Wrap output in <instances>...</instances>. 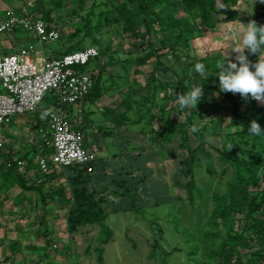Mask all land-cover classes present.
I'll return each mask as SVG.
<instances>
[{
  "label": "rangeland",
  "instance_id": "1",
  "mask_svg": "<svg viewBox=\"0 0 264 264\" xmlns=\"http://www.w3.org/2000/svg\"><path fill=\"white\" fill-rule=\"evenodd\" d=\"M26 1L32 2L39 13H50L61 39L42 45L29 40V34L23 31L0 33V55L33 45L41 56L50 59L80 42L86 48L100 50L97 71L108 58L117 61L102 74V111L98 103L90 106L98 117L108 118L98 132L109 151L107 156L98 157L99 175L106 183L125 180L138 195V209L131 211L124 199L113 202L115 196L108 195V191L115 188L122 193L114 183L104 191H95L105 199L107 224L113 234L104 246L105 264H215L214 251L225 234L220 238L212 235L216 232L210 220L212 196L225 193L233 176L234 168L227 157L252 160L264 154L243 146L237 132L244 130V125H232V105L220 94L217 97V91L201 97L196 109L185 110L180 120L179 110H175L179 109L176 94L180 89L183 93L208 84L209 76L202 77L195 71L194 64L200 60L208 59L217 78L216 64L226 53L235 62L232 47L241 39L240 23L260 18L264 4L240 0L236 7L238 19L226 22L225 13L230 8L219 2L212 29L201 24L198 13L188 14L180 5L176 18L189 20L198 30L188 44H177V35H159L154 39L162 48L158 53L130 33L120 10L124 4L137 13V4L130 0H0V18ZM177 2L180 4V0ZM139 20L137 16L136 22ZM137 30L144 32L140 25ZM158 60L168 71L156 67ZM248 104L257 110L256 121L264 129L262 106L250 97ZM246 106H242L241 113ZM39 117L17 118L0 128V142L4 144L0 150V264H96L100 227L89 225L73 236L67 232V220L74 207L71 180L75 173L52 167V172L39 178L45 181V192L53 194L44 208L39 194L21 189L15 172L7 168L11 158L36 156L34 147L42 124ZM193 127L197 130L192 131ZM184 130L201 158L194 164V202L186 187L188 153L180 148ZM262 139L264 142V135ZM232 145L240 149L232 152ZM263 190L264 178L251 194L260 196ZM247 212L243 202L241 213L234 216V233L242 234L238 247L244 257L260 248L252 234L255 217L260 213L250 217Z\"/></svg>",
  "mask_w": 264,
  "mask_h": 264
},
{
  "label": "trees",
  "instance_id": "2",
  "mask_svg": "<svg viewBox=\"0 0 264 264\" xmlns=\"http://www.w3.org/2000/svg\"><path fill=\"white\" fill-rule=\"evenodd\" d=\"M137 4V13L129 10L124 4L121 5V11L129 26V31L136 39H140L143 44H148L149 47L154 48L156 51H161L162 48L155 42L159 35L173 36L177 35L180 40L176 41L177 44L184 42L188 44L195 36L198 28L185 18H176L180 5L188 14L194 12L198 13V18L201 24L207 28L212 29L216 26L214 16L217 13L218 3H222L228 6L230 9L225 13L226 22H234L238 19V12L236 7L240 0H180V4L177 0H130ZM38 15L47 20L53 22L50 13L44 12L43 14L38 12ZM140 16V20L137 23L136 17ZM258 25H264V14L255 19ZM143 27L144 32H138L137 26ZM19 32V30L9 31L6 33ZM70 40L74 39V36L69 37ZM32 40V39H29ZM34 41V40H32ZM86 47L82 43H78L75 46L68 47L67 50L61 54H69L75 51L83 50ZM96 48V47H95ZM174 49V47H171ZM13 53V52H12ZM11 54V53H5ZM101 52L99 50V58ZM250 56L256 60L257 55L250 54ZM98 58V60H99ZM117 61L114 58H108L107 61L99 68L95 70L94 85L91 93L87 97L92 103L99 101L103 96L101 88L102 74L106 68L114 65ZM208 59L204 58L200 60L206 66V70L209 73L208 84L204 86V95L202 98H207L213 92L219 93V79L213 75L212 66L209 65ZM196 64H194L195 66ZM157 68H162L168 71V68L159 63ZM149 85V84H148ZM182 93V89H180ZM226 101L232 105V125L238 123L244 125V130L237 132V136L240 138L241 143L245 148H250L257 151L259 155L264 154V142L261 136H254L248 133L250 123L255 120L256 115L253 108L248 106L249 99L246 101L241 96L233 95L232 93H219ZM48 103L45 100L44 105ZM248 104V105H247ZM243 105H247L245 111L241 113ZM175 110H179L176 108ZM261 112H264V106L260 108ZM43 117V114L40 113ZM257 122V121H256ZM45 125L41 124V126ZM164 129H167L165 126ZM182 141L180 148L187 151L190 167L186 170L185 176L187 177L186 187L191 202L195 200V193L197 191L196 175L194 173V164L201 158L197 155L196 149L192 147L187 132L184 130L181 132ZM35 154L44 155L49 150H36ZM240 148L233 146L232 152H237ZM224 156V155H223ZM227 157V156H224ZM21 160H26L25 166L19 168L14 164L13 171L15 172V179L21 189L26 191H35L39 194L44 208L49 205V201L53 198L52 193H46L44 189L45 181L41 180L39 183L31 182L26 178L28 172L33 169H37L34 162V157L27 158L22 156ZM234 168V173L229 181L226 191L223 194L216 193L212 196L213 210L211 212L210 220L216 232L212 235L215 238H220L225 234V238L221 240L219 246L214 251L217 257L215 264H264V190L260 196L252 195V189L259 186V182L264 178V156L256 159L248 160L239 156L228 158ZM95 164L89 166L79 167L71 166L65 168L66 170H72L75 176L72 178V191H73V209L67 220V232L73 236L77 234L81 228L89 225L99 226L101 234L98 239L99 246L95 248L98 251V260L96 264H105L104 262V246L107 245L112 238V231L106 226L107 214L105 212V199L97 196L96 192L89 189V184L92 179V174L88 172L89 168L95 169ZM116 184L125 187V182L115 181ZM125 195L131 198V205L134 211L138 209L137 201L138 197L132 190L124 188ZM246 203L248 212L247 215L252 217L253 214L259 212L260 217H255L254 224L252 225V234L254 241L260 244V248L253 251L249 256H243L240 254L238 247V241L242 238V234L234 233V216L237 213H241V205ZM160 230V229H159ZM233 242V244H231Z\"/></svg>",
  "mask_w": 264,
  "mask_h": 264
},
{
  "label": "built area",
  "instance_id": "3",
  "mask_svg": "<svg viewBox=\"0 0 264 264\" xmlns=\"http://www.w3.org/2000/svg\"><path fill=\"white\" fill-rule=\"evenodd\" d=\"M14 30L28 33L29 39L42 45L61 39L58 25L39 16L30 1L7 10L0 18V33ZM98 58L99 50L87 47L47 59L33 45L0 55V128L18 117L43 114L38 151L49 152L36 158L37 169L30 173L36 178L48 174L52 166L84 167L98 161L97 152L86 148L85 133L73 126L68 112L91 93ZM3 147L0 142V150ZM14 164L25 166L23 160L11 158L7 168L12 170Z\"/></svg>",
  "mask_w": 264,
  "mask_h": 264
},
{
  "label": "clouds",
  "instance_id": "4",
  "mask_svg": "<svg viewBox=\"0 0 264 264\" xmlns=\"http://www.w3.org/2000/svg\"><path fill=\"white\" fill-rule=\"evenodd\" d=\"M259 2L264 4V0H259ZM239 32L241 39L232 47V52L236 54L235 62L226 53L223 59L216 64V69L219 70L216 73L219 79V93L239 94L246 101L250 97L264 106V25H258L255 20L247 24L240 23ZM246 53L257 55L256 61H250ZM195 71L202 77L209 75L206 66L202 63L195 65ZM203 95L204 90L200 86H193L187 92L176 94L179 120L180 114H183L185 110L196 109ZM196 130L195 127L192 128V131ZM248 133L261 136L264 135V129L253 120Z\"/></svg>",
  "mask_w": 264,
  "mask_h": 264
},
{
  "label": "crops",
  "instance_id": "5",
  "mask_svg": "<svg viewBox=\"0 0 264 264\" xmlns=\"http://www.w3.org/2000/svg\"><path fill=\"white\" fill-rule=\"evenodd\" d=\"M94 66H95V70H96L97 62L95 63ZM101 101H102V98L99 101L95 102V103H98V107H99V111L100 112L102 111V109L100 108V105H99V102H101ZM91 104H93V103L89 99H86L83 102H81L80 104H78L77 106L69 107L68 108V112H69V114L71 116L73 126L78 128L79 130H82L85 133V136H86L85 146H86V148L91 150V151L97 152L98 157H99V155L107 156L109 151L106 149V147H105V145L103 143V141L105 139H103L102 134H100L98 132H100L101 129L103 128L102 125L104 123L108 122V118L107 117H100V116L98 117L97 114L95 113V111L90 108ZM35 115H39L40 116V112H38L37 114H34V115H29V116L33 117ZM18 118H21V117H18ZM39 120L43 124V117L40 116ZM88 133L94 135L93 138H90ZM39 143H40L39 140H37V144L38 145H36V147H37L36 150H38ZM123 145H124V143L120 144L119 146L117 144L116 146L121 148ZM38 155H40V154H38ZM38 155H36L34 157V159H33L34 162L36 161V158L38 157ZM52 167H53L52 169L60 168V167H57V166H52ZM61 169H65V168H61ZM33 170H36V169H33ZM33 170H31L30 172L27 173L26 178L28 180H30L31 182L39 183L41 180L40 181H38V180H39V178L41 176L36 178L35 175L30 174ZM52 171L53 170H51V172ZM99 171H100L99 170V163L97 161L96 165H95L94 172L92 173V179H91V182H90V186H91L92 190L93 191H98L99 188H101L102 191H104L106 189L105 187L107 185H112V183H114L115 185H117L118 187H120L122 189V193L117 191V190H114L115 188H113V189H110L107 194L110 195V196H115V199H113L114 203H118L121 199H124V202H126V204H128L129 209L131 211L135 212L134 209L132 208V205H131V198L129 196L125 195V193H124V191H125L124 188L125 187L130 189L129 186H128V183L125 180H118V181L125 182L126 185H125L124 188H123V186L116 184L115 181H112V180H111V182H107L106 183L105 179H102L101 176L99 175V173H100ZM98 196H102V195L100 194ZM136 196L138 197L137 194H136ZM107 219H108V216H107ZM106 226L110 230H112V228L108 226L107 220H106ZM86 227H84V228H86ZM104 251H105V248H104Z\"/></svg>",
  "mask_w": 264,
  "mask_h": 264
}]
</instances>
